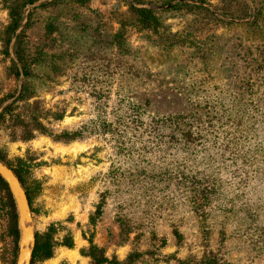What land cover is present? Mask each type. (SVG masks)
<instances>
[{"label": "rangeland", "instance_id": "rangeland-1", "mask_svg": "<svg viewBox=\"0 0 264 264\" xmlns=\"http://www.w3.org/2000/svg\"><path fill=\"white\" fill-rule=\"evenodd\" d=\"M25 2L0 0V111L31 95L0 120V154L21 174L34 246L52 252L33 264H93L89 241L108 259L139 251L134 264L208 254L264 264V0ZM11 10L35 68L28 77L14 53ZM98 82L109 94L107 119L124 98L152 123V131L125 130L117 155L109 137L88 131L54 138L90 126ZM23 109L38 110L53 133L16 118ZM142 131L149 136L140 139ZM185 175L191 181L177 184ZM15 213L18 237L0 190V264L17 261ZM118 220L135 228L127 242L116 236Z\"/></svg>", "mask_w": 264, "mask_h": 264}, {"label": "trees", "instance_id": "trees-1", "mask_svg": "<svg viewBox=\"0 0 264 264\" xmlns=\"http://www.w3.org/2000/svg\"><path fill=\"white\" fill-rule=\"evenodd\" d=\"M35 0H28V2H25L22 6L28 4H33ZM137 3H141L140 0H136ZM135 12L140 14L141 18L148 23L154 22V18L150 12V10H145L142 8H134ZM10 33L12 37L14 38V53L16 56V59L18 60V63L20 64V69L22 70V74L24 77H28L33 72H35V68H33L32 62H30L29 58H27L26 55V46L23 42V32L20 31L19 33H16L18 28L20 27V21L21 16L20 12H14L13 10L10 11ZM12 37H9L8 44L11 41ZM17 64H14V69L16 71V76H20L21 73H19V68L16 66ZM53 67H56L53 65ZM52 69V68H51ZM102 84L98 82V85H96V88L94 89V94H92V97L94 98V102L96 104V113L94 119L91 120L89 127L84 128H76L72 129L71 131H62L60 134L56 135L54 138L56 140L64 141V142H71L76 139H81L84 137V132L88 131V135H101L104 137H109L110 143L112 145V148L114 150V154L121 153L125 151V145L122 142L123 141V132L125 130H128L133 126L135 129H139L142 126V130H144V127H148L149 130H153L152 123L150 124H143L141 117H142V110L140 107L136 106L135 104H131L127 99H121L116 102L117 108L123 107V110L113 112V118L107 119L106 113H107V107L109 103V94L103 92ZM23 95L20 93L17 98H15L10 104L7 106H4L0 111V120L4 118L5 115H11L13 114V108L12 106L17 102L21 101L23 99ZM28 97H31V95L26 96L24 100L27 101ZM16 118H30L31 120L35 121L36 123V130H38L40 133H46V134H52L53 130H49L45 128V126L40 123L38 120L40 119V112L38 110H31L30 112L25 113V110H19L17 112ZM172 119H169L168 123H170ZM158 126L155 127L154 131L156 130ZM140 139H143L144 136H149L146 132L142 131ZM158 136V135H157ZM160 136V135H159ZM25 138L30 139L32 138V130L26 128L25 130ZM138 138V139H139ZM162 138V137H161ZM160 140V139H159ZM142 140H139L140 143ZM174 141V140H172ZM190 140H184L185 143L189 142ZM129 151L127 154L132 158V155L130 153L132 152L131 149H128ZM142 153V150L138 153L140 155ZM0 162L5 164L9 169L12 170L14 175L18 178L21 186L23 187L21 174L18 169L14 168L10 164L6 163L3 159V157L0 154ZM112 174L116 173L115 167H112ZM177 184H183L185 182H190V178L185 176H180V178L175 179ZM24 188V187H23ZM0 190L3 191V193L6 195V197L9 200L10 207L13 212V218H14V235L18 237V228L16 223V213H15V207L14 202L12 200L11 194L9 192V189L6 185V183L3 181V179L0 177ZM26 195L28 196V193L26 191ZM29 201V197H28ZM196 202L198 203V199H196ZM131 224L123 223L118 220V226L116 227L120 235H116L118 238L125 237L122 241L127 242L129 240V235L134 231L135 228L130 226ZM138 237H136L137 239ZM90 247L88 249V257L91 259L93 264H134L136 261H139V259H142L143 254L139 253L137 251L136 253L132 252L126 256L124 260H120L117 256H113L111 259H108L101 250H99L92 241H89ZM52 256V252L50 251V248L46 244H39L35 242V246L32 251L31 255V262L30 264H33V261L38 258L48 259ZM173 262L166 261L167 264H230L227 263L223 258H218L217 255H204L197 259L196 257H189L185 258L184 260H181L175 255H171ZM157 261V260H155Z\"/></svg>", "mask_w": 264, "mask_h": 264}, {"label": "water", "instance_id": "water-1", "mask_svg": "<svg viewBox=\"0 0 264 264\" xmlns=\"http://www.w3.org/2000/svg\"><path fill=\"white\" fill-rule=\"evenodd\" d=\"M0 177L3 179V181L6 183L9 189V192L14 201L16 212L18 215L20 239H19V251H18L16 264H25L26 262L29 264L31 259V254L34 248V237L32 233V235H30V240L27 244L28 237H25V235L23 234L24 229L27 226L29 227V225L31 224L30 208L25 191L21 187L18 178L14 175L12 170L1 162H0ZM22 222H25V224L23 223L22 225ZM21 245L25 247L28 251L24 249L22 250Z\"/></svg>", "mask_w": 264, "mask_h": 264}, {"label": "bare ground", "instance_id": "bare-ground-1", "mask_svg": "<svg viewBox=\"0 0 264 264\" xmlns=\"http://www.w3.org/2000/svg\"><path fill=\"white\" fill-rule=\"evenodd\" d=\"M23 223L25 224V222H22V225H23ZM23 234L25 235V237H28V240H27V244H28V242H29V240H30V235H32V230L30 229V226H29V227L27 226V227L24 229ZM21 247H22V250L24 249V250L28 251V250H27L25 247H23L22 245H21ZM25 264H28V263L26 262Z\"/></svg>", "mask_w": 264, "mask_h": 264}]
</instances>
